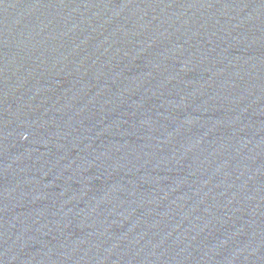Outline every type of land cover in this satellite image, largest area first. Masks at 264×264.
Masks as SVG:
<instances>
[{
	"label": "water",
	"instance_id": "obj_1",
	"mask_svg": "<svg viewBox=\"0 0 264 264\" xmlns=\"http://www.w3.org/2000/svg\"><path fill=\"white\" fill-rule=\"evenodd\" d=\"M0 264H264V0H0Z\"/></svg>",
	"mask_w": 264,
	"mask_h": 264
}]
</instances>
